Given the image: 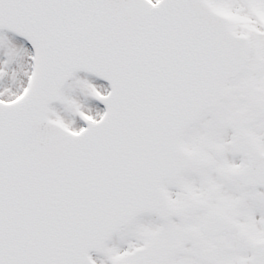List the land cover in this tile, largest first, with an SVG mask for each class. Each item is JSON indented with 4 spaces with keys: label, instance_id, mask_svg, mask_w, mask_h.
Returning <instances> with one entry per match:
<instances>
[{
    "label": "snow or ice",
    "instance_id": "1",
    "mask_svg": "<svg viewBox=\"0 0 264 264\" xmlns=\"http://www.w3.org/2000/svg\"><path fill=\"white\" fill-rule=\"evenodd\" d=\"M0 264H264V0H0Z\"/></svg>",
    "mask_w": 264,
    "mask_h": 264
}]
</instances>
